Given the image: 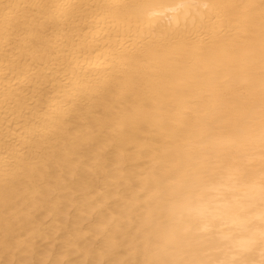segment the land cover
Listing matches in <instances>:
<instances>
[{
    "label": "bare ground",
    "instance_id": "1",
    "mask_svg": "<svg viewBox=\"0 0 264 264\" xmlns=\"http://www.w3.org/2000/svg\"><path fill=\"white\" fill-rule=\"evenodd\" d=\"M0 264H264V0H0Z\"/></svg>",
    "mask_w": 264,
    "mask_h": 264
}]
</instances>
